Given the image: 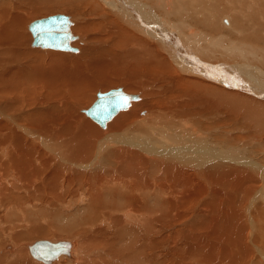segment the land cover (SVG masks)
<instances>
[{
	"label": "bare ground",
	"instance_id": "obj_1",
	"mask_svg": "<svg viewBox=\"0 0 264 264\" xmlns=\"http://www.w3.org/2000/svg\"><path fill=\"white\" fill-rule=\"evenodd\" d=\"M23 1L37 9L63 3L66 11L72 9L74 15H65L74 36L70 45L76 50L69 53L75 56L71 61L58 49L46 57L29 53L30 47H38L32 40L28 44L27 32L23 35L30 10L0 1V98L8 100L0 104V251L8 245L11 249L0 254V264H264L260 230L255 235L259 227L253 234L248 226L257 227L259 221L264 226L263 204L251 209L256 223L241 207L255 187L264 184L263 152L262 163L248 159L247 148L244 161L238 162L229 150L230 159L220 162L225 149H217L204 124L197 129L192 123L201 120L215 128L218 124L211 116L221 111L228 113L227 130L233 131L242 128L251 110L264 111V100L257 98L264 99V68L256 66L264 65V0H87L91 20L81 14L85 0ZM73 18L83 19L77 31L98 30L95 37L107 39L108 48H98L95 41L87 44L85 37L74 34ZM74 40L78 45H72ZM20 43L25 50L17 52L14 47ZM213 55L249 61L230 66L211 62ZM143 73L167 86L161 92H168L166 100H159L163 108L157 104L158 89L154 99L152 84L138 93L126 91L130 85L134 89L129 84L118 87L136 98L119 114L104 126L90 117L100 129L79 114L74 117V110L64 112L67 98L85 101L92 89L105 88L112 78L125 86ZM189 75L237 90L192 82ZM40 96L51 104L46 109ZM30 105L37 109L27 111ZM78 109L87 115V108ZM208 140L213 154L206 147ZM253 142L264 148V140ZM170 151L186 157L164 156ZM160 154L164 158L156 157ZM212 191L217 195L204 198L210 207L206 213L195 207L182 211L184 215L180 212L190 197L199 203L198 193L209 197ZM148 194L159 195L161 205H147ZM71 227L79 234L33 240L47 229L60 232ZM38 240L66 241L68 252L45 263L31 251ZM224 244L227 247L219 249Z\"/></svg>",
	"mask_w": 264,
	"mask_h": 264
},
{
	"label": "rangeland",
	"instance_id": "obj_2",
	"mask_svg": "<svg viewBox=\"0 0 264 264\" xmlns=\"http://www.w3.org/2000/svg\"><path fill=\"white\" fill-rule=\"evenodd\" d=\"M0 1H2V0H0ZM4 1V0H3ZM5 1H7V2H14L15 4H17V5H19V4H21V6H22V8H23V10L24 9H28V10H30L29 12H28V16L26 15L25 16V18H27L26 20L27 21H29V22H27L26 21V25L24 24V30H25V32H23V35L25 36V34H26V32H27V34H28V39L26 40V41H28V40H32V38H31V34H29L30 32L27 30V28H26V26H28L27 24L28 23H30L32 20H34V19H37V18H41V17H45V16H48V15H53V14H56V13H64V14H70V15H74V13H73V11H72V9L70 10V8H67V11H66V8H63V6L62 5H65L66 6V4H60V5H52V4H41V5H39V7H38V9L36 8V4H32V2H27V1H23V0H5ZM19 3H18V2ZM89 1V0H88ZM87 0H85V2H87V3H84L85 4V7L86 8H83L84 10L81 12V14L82 15H84V16H88V15H90L91 17H89L87 20H91V19H93L92 18V14H91V11H90V7H91V5L89 4V2H88ZM171 1H174V0H171ZM17 2V3H16ZM32 4V5H31ZM88 4V5H87ZM28 5V6H27ZM31 6V7H30ZM87 6H89V7H87ZM104 6L107 8V9H109V10H107L106 8V10L107 11H109V12H111L112 13V15H113V11H110L111 9L108 7V5H105L104 4ZM67 7V6H66ZM34 8H36L35 10H34ZM32 9V10H31ZM86 9V10H85ZM142 8H141V6L139 7V10H141ZM69 10V11H68ZM89 11V13H88V11ZM15 11V12H14ZM99 11V10H98ZM98 11H96L97 13H98ZM13 12L14 13H16V12H18V10L17 9H14L13 10ZM32 12V13H31ZM102 12L101 11H99V13L98 14H101ZM229 13V12H228ZM86 14H88V15H86ZM227 15H229V14H227ZM70 17V16H69ZM98 18H99V16H98ZM74 20V21H73ZM98 20V19H97ZM79 21H83V19H81V18H78L77 20H75L74 18L72 19V26H71V29H72V32L74 33V34H79L80 35V37H85V41L87 42V44H89V43H91V41H95V43L98 45V46H100V47H98V48H100V49H102L103 50V48H104V50H105V48H108L107 47V45H108V43L106 44V41L105 40H107V39H97V37H95L96 35H97V33L100 35V33L98 32V30H94V29H92V30H88V31H86V32H83V33H81V32H79V31H77L76 29H75V27H76V25L78 24V22ZM74 22V23H73ZM23 28V27H22ZM90 31V32H89ZM93 31V32H92ZM79 32V33H78ZM82 35H81V34ZM213 34H210V36H212ZM206 37H207V35H206ZM95 38V39H94ZM89 39V40H88ZM91 39V40H90ZM79 40H74V42L72 43V45L74 44V45H78L77 44V42H78ZM100 41V42H99ZM99 42V43H98ZM105 42V43H104ZM30 43V41H28V44ZM21 45V43L19 44V46L17 47H14V49L18 52V49L19 48H21L22 50H25V48H23V47H21L20 46ZM30 47V46H29ZM2 47H0V52L2 51V49H1ZM36 48H37V50H36ZM35 50V51H34ZM54 50L55 49H50V48H40L39 46L38 47H30L29 49H28V52L30 53L31 52V54H33V55H38V56H41V57H46L48 54H49V52L51 51H53L54 52ZM33 51V52H32ZM55 52H58L57 50H55ZM61 52L63 53V55H61L63 58H65V59H68L69 61H71V60H73L74 58H75V56H73V55H69V53L70 54H75V53H73V52H70V51H62V50H59V52L58 53H60L61 54ZM161 52V51H160ZM69 56V57H68ZM72 56V57H71ZM214 56V60H212L211 62H213V63H215V62H222V64H225V65H230V66H232V65H242L243 63H248V61L249 60H247V61H244V60H241V59H239L238 57H233V58H227V59H222V58H219L217 55H213ZM77 58V57H76ZM90 59H91V57H89ZM216 64H218V63H216ZM44 65H46V64H44ZM43 65V70H44V72H46V69L48 70V68L47 67H45ZM16 66V65H15ZM256 66H259V67H261V68H264V65H260V63H257L256 64ZM45 67V68H44ZM197 67V66H196ZM183 75H185V74H183ZM123 78H125L124 76H122ZM188 78H190V80H192V82H194V81H198V82H201V83H203V84H206V85H208V86H211V87H213V88H216V89H221V90H223V91H235V90H237V88H230V87H227V86H225V85H223V84H220V83H216V82H214L213 80H210V79H208L207 77H197V76H194V75H189V77ZM133 80H134V82H133ZM139 82H138V81ZM112 81L113 82H109L108 84H106L105 86V88H102V86H100V88H94V89H92V91H91V93L89 94V96L87 97V99L84 101V100H82V99H79V98H75V97H72V98H67L68 99V101H67V99H66V103L68 104H66V106H65V111L64 112H67V111H69L70 113H72V111H73V113H72V115L73 114H75V115H73L74 117L77 115V114H79V115H77L78 117L79 116H82V118L83 117H85V118H83V119H86V120H89L90 122H92L94 125H96L97 123L96 122H94L90 117H88L87 115H85V114H83L82 112H80V110L78 109V108H81L82 110L84 109V108H88L91 104H92V102L95 100V98H96V93L98 92V91H100V92H106V91H108L110 88H115V87H118V86H122L123 88H125V87H127V86H129V84H132V85H134V86H132L134 89H130L131 88V85H130V88H128L127 90L126 89H124V90H126V91H128V92H131V93H138V91L140 90V89H142L143 88V91H146V90H148L149 88H150V85L152 84L153 85V89H154V92L156 91L158 94H159V96H157L158 94L155 92V97H154V99L156 98V96L157 97H159V98H157L158 99V101L160 100V101H162V100H166V98H165V96L168 94V92L166 93V94H162L161 92H162V88L164 87V85H163V83L160 81V80H158V81H156V80H154V79H152V80H148V78H147V76H146V73H143V76H135V78L133 77L132 79H129V80H127L126 82L127 83H125V86H123L122 84H120V83H118V80H117V78H112ZM129 81V82H128ZM133 83H132V82ZM114 82H116V83H114ZM131 82V83H130ZM174 82H175V80H174ZM167 83V82H166ZM113 84H115V85H113ZM168 84V83H167ZM141 86V87H140ZM148 86V87H147ZM159 86V88H157ZM166 86V85H165ZM167 87V86H166ZM166 87H164V88H166ZM172 87H173V85H172ZM45 88H46V86L44 85V90H45ZM156 88V89H155ZM160 90V91H159ZM187 91V90H186ZM140 92V91H139ZM188 92V91H187ZM142 94V93H141ZM141 96V99L143 100V95H140ZM143 97V98H142ZM162 97V98H161ZM163 97L165 98V99H163ZM40 98L42 99V100H44V103L45 104H43L44 105V107H43V109H46L49 105H51L50 103H47L48 101H45V99H44V97H41L40 96ZM92 98V99H91ZM161 98V99H160ZM257 98H259V99H262V100H264L263 98H261V97H257ZM74 99L76 100V101H74ZM139 100V101H142V100ZM157 99H155V101L157 100ZM88 100V101H87ZM6 101H8V100H4V98L2 99V97L0 98V104H2L3 102H6ZM52 101H55L54 99L53 100H51V101H49V102H51L52 103ZM70 101V102H69ZM74 101V102H73ZM84 101V102H83ZM157 102V104L158 105H160L161 107L163 106L164 107V103H161V102ZM69 102V103H68ZM76 102H79L78 104H76ZM134 102H138V101H134ZM55 103V102H54ZM53 103V104H54ZM73 103H74V105H73ZM70 104H71V106H70ZM76 104V105H75ZM43 105H40L38 108H40L41 106H43ZM78 105L80 106V107H78ZM31 107H32V105H30ZM29 106V108L27 107V111H32V112H34L33 110H36L37 108L36 107H30ZM68 106V107H67ZM73 106V107H72ZM130 106H131V104H130ZM130 106L126 109V110H129V108H130ZM67 107V108H66ZM69 107H71L70 109H69ZM75 107V108H74ZM162 107V108H163ZM42 108V107H41ZM69 109V110H68ZM71 110V111H70ZM126 110H122V111H126ZM146 110V108H144V110L142 109L141 111L143 112V111H145ZM141 111H140V115H143L142 113H141ZM80 112V113H79ZM121 112V111H120ZM120 112H118L117 114H119ZM80 114H82V115H80ZM116 114V115H117ZM115 115V116H116ZM76 116V117H77ZM239 119L241 120V114L239 115ZM186 120H190V119H186ZM211 121H214V122H217V126L216 127H218L219 128V125H220V127L223 129V130H217L218 128H212L208 123H204L203 121H199V122H192V123H194L195 125H197V129H199V127H202V126H204V128H205V132H206V134H207V137H209L210 139H212L214 142H216V144H217V149H220V150H223V149H225V151H226V153L225 154H222L221 155V157H220V159H219V161L220 162H224V160L226 159V161L227 160H229L230 159V157L228 158V154H229V150L231 151V153L232 154H234L235 155V157L237 158V161L239 162V161H244L241 157H242V154L243 153H245V149H246V152L247 151H249V152H247L246 154H245V156L247 155L248 156V154H249V157H247L248 159H250L251 157L255 160V162L256 163H262L261 161H260V159H262L261 157H263L264 158V148L262 147V148H259L258 146H256V145H253V144H255V142H253V141H258V140H264V111L263 112H261V111H258V110H251L250 111V113L248 114V115H246V116H244L243 117V124L241 125L242 126V128H238V129H233V131L235 132V133H232L233 131L231 130V131H229V130H227L228 129V127H229V125H227L228 123H229V116H228V113H223V112H221L220 111V114H214L213 116H211V119H210ZM242 121V120H241ZM109 122V121H108ZM107 122V123H108ZM227 123V124H226ZM204 124V125H203ZM98 125V124H97ZM96 125V126H97ZM155 125H157L158 126V124H154V127H155ZM156 126V129L158 128ZM97 128H99L100 129V126L98 125L97 126ZM226 130H225V129ZM101 129L102 130H104L102 127H101ZM260 129H262L261 130V135L263 136V137H261V135H259V133H260ZM207 130V131H206ZM216 130V131H215ZM223 131V132H222ZM227 131V132H226ZM225 132L227 133V135L225 134ZM236 132H237V134H236ZM230 134V135H229ZM232 135V136H231ZM236 135V136H235ZM240 135V136H239ZM243 135V136H242ZM212 136V137H211ZM229 136L230 137H232L233 139H231V140H228V138H229ZM227 137V138H226ZM238 137V138H237ZM245 137V138H244ZM249 139H248V138ZM208 138V139H209ZM237 139V140H236ZM245 140V141H244ZM248 140H250V142L248 141ZM209 141V140H208ZM207 141V143H208V145H209V143H210V141L208 142ZM231 141H233V142H231ZM236 141V142H235ZM242 141V142H241ZM44 142V141H43ZM49 141H46V142H44L43 144H49V143H51V142H49ZM245 142V143H244ZM247 142V143H246ZM253 144H252V143ZM185 143H187V144H189L188 142H185ZM250 144H252V145H250ZM49 145H51V144H49ZM236 145V146H235ZM214 145H209V146H206V147H208L209 148V151H211L212 152V154H213V150H211L210 149V147H213ZM241 146V147H240ZM242 146H244L243 148H242ZM247 146V147H246ZM254 146L256 147V148H259V149H257V150H254L255 148H254ZM241 148V149H240ZM245 148V149H244ZM250 148V149H249ZM240 149V150H239ZM228 150V151H227ZM236 150V151H235ZM244 151V152H243ZM228 152V153H227ZM258 152H260V153H258ZM262 152H263V154H262ZM171 153V155H168V154H170ZM170 153L168 152V154L167 155H164V156H168V157H172V158H174V159H180V160H184L183 159V155L184 154H181L180 155V153L178 152V151H176V152H174V151H170ZM179 153V154H178ZM185 153V152H184ZM259 154H262L263 156H261V155H259ZM252 155V156H251ZM258 155V156H257ZM185 157H186V155H184ZM244 156V155H243ZM259 156H261V157H259ZM157 158H162L163 156H161V154H160V156H156ZM181 157V158H180ZM164 158V157H163ZM198 158H200V156H198ZM207 158H209V157H207ZM222 158V159H221ZM241 159V160H240ZM84 160V159H83ZM83 160H80L79 162H81V161H83ZM225 164H226V162H224ZM223 163V164H224ZM215 164V163H214ZM263 164V166H264V163H262ZM213 164H210V163H208L207 164V166L208 167H211ZM242 167H243V165H242ZM94 168H96L95 166H94ZM94 168H93V170H94ZM91 170V169H90ZM253 173H255V175H257L258 174V171H256V172H253ZM196 184H199V182L198 183H196ZM203 184V183H202ZM195 186V185H194ZM260 187V188H259ZM258 189V190H257ZM261 190L263 191V192H261ZM254 192H252V194H251V197H250V200L249 201H245L243 204L241 203V205L240 204H237L236 203V205L238 206V205H240L241 207H244L245 209H248V213L250 214V216H252V210L251 209H253L254 208V206L257 208L259 205L261 206V204H263L262 206L264 207V184H258L256 187H255V189L253 190ZM199 192H201V190L199 189ZM256 192V193H255ZM260 192V193H259ZM254 193V194H253ZM199 195V198H198V200L200 199V201H199V203L198 202H192L193 200H194V198H189V202H187V204L185 203V207H183V208H181V210H180V212L182 213V211H189V210H191V211H193L194 210V207H195V209H196V211H203L204 213H206L207 212V210L210 208V207H206L205 205H204V200L206 199H208V198H210L211 196H216L217 194H213V191H212V193L210 192V196L208 197V195H204V194H200V193H198ZM263 194V195H262ZM254 195V196H253ZM204 196V197H203ZM154 197V198H153ZM259 197V198H258ZM161 197L159 196V195H151V194H148L146 197H145V199L147 200V205H149V203H150V206H160L161 205V199H160ZM205 198V199H204ZM214 199H216V198H214ZM261 199V200H260ZM254 200V201H253ZM263 200V201H262ZM152 201V202H151ZM154 202V203H153ZM192 203V205H191V203ZM252 202V203H251ZM261 202V203H260ZM202 203V204H201ZM153 204V205H152ZM255 204V205H254ZM257 204V205H256ZM203 205V206H202ZM251 206H252V208H251ZM248 207H250V208H248ZM188 208V209H187ZM204 208V209H203ZM185 209V210H184ZM250 209V210H249ZM106 211V210H105ZM206 211V212H205ZM251 211V212H250ZM186 213V212H185ZM184 213V214H185ZM183 214V213H182ZM183 214V215H184ZM253 220V223H256V221L258 222V219L257 220H255V218H253V216L251 217ZM261 220V219H260ZM183 221H184V219H181V220H178L177 222H176V224L177 223H183ZM262 222V221H261ZM260 221H259V223H257V224H259V226H257L256 227V224L254 225V228H253V225H251V224H249L248 226H249V228L251 229V233H253L254 234V231L256 230L255 228H257L258 229V227H259V229L258 230H256L255 231V235H257V234H259V232H260V234L258 235V236H260V237H258L257 239H259V241L260 242H262L261 244V246H262V248L264 247V238L262 237V234H264V232H263V230H264V226H263V222L261 223ZM261 224V225H260ZM178 224L176 225V228H178ZM248 228V229H249ZM260 230V231H259ZM66 231V232H65ZM65 231H56V230H54L53 228H51L50 230L49 229H47V233L45 232V233H43L44 235L43 236H37L36 238H34L33 240H35V239H40V238H44V239H51V240H55V239H68L69 238V235L70 234H79V231L78 230H76V229H74L73 227H71V228H69L68 230H65ZM106 231V230H105ZM259 231V232H258ZM254 236V235H253ZM39 237V238H38ZM55 238V239H54ZM263 238V239H262ZM32 240V241H33ZM108 242H110V241H106V243H108ZM231 243V242H230ZM249 245V244H248ZM224 246H226V244H224V245H222V246H220L219 247V249L221 248V247H224ZM6 247V246H5ZM227 247V246H226ZM246 247H251V246H247L246 245ZM26 249H28L27 247H26ZM217 249H218V247H217ZM216 249V250H217ZM252 250V249H251ZM263 250H264V248H263ZM2 251V252H1ZM0 251V254L1 253H4L5 251H7V252H10L11 251V249H10V247H9V245H8V247H6V249H2ZM238 253H240V249H238ZM29 254V253H28ZM258 255V256H257ZM60 256H63V255H60ZM255 256H256V259L258 260L259 259V261H260V257H261V255L258 253V252H255ZM31 257V256H30ZM63 257H65V256H63ZM94 258V256L92 257V259ZM162 259H164V257H161ZM263 258V257H262ZM33 259V258H32ZM253 261H255V258H253ZM15 262V261H14ZM39 262V261H38ZM40 264H43L42 262H39ZM263 264V263H262Z\"/></svg>",
	"mask_w": 264,
	"mask_h": 264
},
{
	"label": "water",
	"instance_id": "obj_3",
	"mask_svg": "<svg viewBox=\"0 0 264 264\" xmlns=\"http://www.w3.org/2000/svg\"><path fill=\"white\" fill-rule=\"evenodd\" d=\"M69 24L68 16L60 13L32 20L28 24L32 35V46L75 51L76 48L70 45V40L74 36L70 32ZM121 96L136 98L135 95L124 93L119 87L106 92H98L96 100L85 110V113L99 125L104 126L108 119L128 105L130 99L127 104H123L120 102ZM68 247L69 243L66 241L38 240L31 246V251L34 257L49 263L59 254H66Z\"/></svg>",
	"mask_w": 264,
	"mask_h": 264
},
{
	"label": "snow or ice",
	"instance_id": "obj_4",
	"mask_svg": "<svg viewBox=\"0 0 264 264\" xmlns=\"http://www.w3.org/2000/svg\"><path fill=\"white\" fill-rule=\"evenodd\" d=\"M129 99H130L129 97L121 96L120 102L123 104H127Z\"/></svg>",
	"mask_w": 264,
	"mask_h": 264
}]
</instances>
